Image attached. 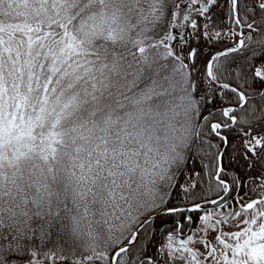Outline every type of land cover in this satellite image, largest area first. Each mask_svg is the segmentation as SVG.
<instances>
[{
  "label": "snow or ice",
  "instance_id": "1",
  "mask_svg": "<svg viewBox=\"0 0 264 264\" xmlns=\"http://www.w3.org/2000/svg\"><path fill=\"white\" fill-rule=\"evenodd\" d=\"M0 264H264V0H0Z\"/></svg>",
  "mask_w": 264,
  "mask_h": 264
}]
</instances>
